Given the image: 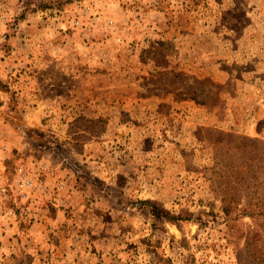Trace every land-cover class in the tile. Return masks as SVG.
I'll list each match as a JSON object with an SVG mask.
<instances>
[{"label":"rangeland","instance_id":"obj_1","mask_svg":"<svg viewBox=\"0 0 264 264\" xmlns=\"http://www.w3.org/2000/svg\"><path fill=\"white\" fill-rule=\"evenodd\" d=\"M0 264H264V0H0Z\"/></svg>","mask_w":264,"mask_h":264},{"label":"trees","instance_id":"obj_2","mask_svg":"<svg viewBox=\"0 0 264 264\" xmlns=\"http://www.w3.org/2000/svg\"><path fill=\"white\" fill-rule=\"evenodd\" d=\"M154 214L157 215V216H166V215H168V212H166V211H160V210H156L155 209Z\"/></svg>","mask_w":264,"mask_h":264}]
</instances>
